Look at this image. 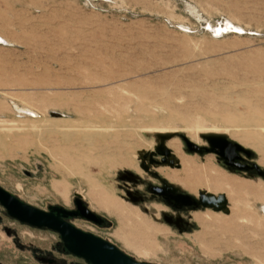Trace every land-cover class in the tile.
<instances>
[{
    "label": "rangeland",
    "instance_id": "obj_1",
    "mask_svg": "<svg viewBox=\"0 0 264 264\" xmlns=\"http://www.w3.org/2000/svg\"><path fill=\"white\" fill-rule=\"evenodd\" d=\"M227 18L239 22L245 33L217 37L207 29L208 23L217 25ZM0 34L6 40L0 42V135L9 148L0 147L2 187L42 209L71 208L75 196L82 197L92 210L106 216L109 225L72 222L139 261L257 264L252 255L264 252V247L246 244V252L235 246L242 240H235L231 230H203L195 214L229 218L237 210L252 213L254 218H240L239 223L260 230L244 232L243 239L263 240L258 220L264 219V204L256 198H264V176L257 170L230 167L215 153L192 152L183 137L209 148L207 137L223 136L250 152L241 153L243 163L264 171V0H0ZM146 92L148 103L142 104ZM13 102L29 106L40 118L97 120L105 114L107 127L118 125L120 114L127 115L130 131L115 125L105 143L112 146L111 152L129 151L142 172L120 165L92 166L91 172L104 177L124 205L163 231L148 235L145 239L151 241L145 245H125L126 222L121 225L118 213H109L87 196V173L73 174L76 171L67 168L65 145L41 127H28L26 121L37 117L19 113ZM149 115L165 118L167 128L149 126ZM10 128L16 132L6 136L2 130ZM93 141L94 149L102 143ZM146 141L154 147L144 148ZM170 141L179 145L182 156L167 146ZM79 142H74L71 152L80 157ZM160 144L170 149L168 160L173 163L149 165L148 155ZM91 148L87 146V154L95 151ZM182 160L191 162L185 167ZM39 162L44 174L40 178L22 173L23 168L36 170ZM161 166L183 174L210 166L231 181L221 190L211 182L196 188L169 180L159 172ZM182 179L186 181V174ZM201 180L205 182L203 176ZM156 184H168L194 197L200 192L226 194L227 207L176 210L148 191ZM63 186L70 189L67 200L58 193ZM166 216L180 221L167 222ZM0 217V263L36 264L34 255L41 253L60 256L56 245L62 241L57 233L14 221L1 205Z\"/></svg>",
    "mask_w": 264,
    "mask_h": 264
},
{
    "label": "bare ground",
    "instance_id": "obj_2",
    "mask_svg": "<svg viewBox=\"0 0 264 264\" xmlns=\"http://www.w3.org/2000/svg\"><path fill=\"white\" fill-rule=\"evenodd\" d=\"M207 29L210 30L211 33H213V35L217 37L223 36L224 34H228V33H236V34L241 35V34H244L246 31L245 28H243L239 22L235 21L232 18H227L226 20L220 23H217V25H212L208 23ZM237 29H239V31H237ZM0 42H6L2 34H0ZM147 95L148 94L146 92V95H143L140 98L142 104L148 103V100L145 98V96ZM1 105L2 104L0 103V107ZM13 106L19 113L22 112L28 116L37 117V119H28L26 121L29 124L27 125L28 127H33V128L39 127V129L41 127L43 128L45 132L55 134L59 138L60 142L63 145H65L64 150H66L67 152L63 151L62 153L65 156V159H66L65 163H66L67 168L75 170L76 172L73 174H80L79 170L83 174L87 173L85 174L88 177L87 179H85L88 184L87 196L92 201H94L100 208L107 210L109 213L111 214L118 213V215L120 216L119 223L121 225L125 224L126 222V226L128 229L126 231L122 229L123 231L122 238H123L125 245H129V246H135L137 244L145 245L146 242L151 241V240L145 239L148 235L156 236L159 231H163L161 228H159L157 225L152 223L150 220L142 217V215L139 212H136L132 208H129L126 205H124L118 199L115 188L108 186L107 185L108 182L107 183L105 182L106 180L104 179V177L102 176L98 177L97 175L91 172L92 166H97L102 169H106L107 167L117 168V166L119 165L120 166H130V167H133L134 170H137L139 173L142 172L140 164L136 162L134 158L135 156H131V153L129 151H121V152L115 153V151L113 150V152H111V149H113L111 148L112 146L105 143L113 136L112 130H110V128L111 127L114 128L116 127L115 125H117V124L115 125L110 124V127H107L106 125H104L103 124L105 120L104 116H107V115L104 114L103 117H101V115L103 114H101L100 116L97 115L98 116L97 120L91 117L87 120L82 119V118L68 119V117L66 118L64 115L61 117L60 116H57V117L42 116L40 118V115L38 114V112L30 108L29 106L19 107L14 102H13ZM137 110L140 111V108ZM57 115H60V114L57 113ZM119 116H120L119 119L121 120L118 122L117 127L118 126L124 127L126 129L125 133H127V131H130L131 129L130 128L129 130H127V127H128L127 115L120 114ZM139 116H141V114L137 115L136 117H139ZM148 119H149L148 125L151 127H159V128H162V130L167 128L165 124H168L167 123L168 121L165 118L158 119V117L149 115ZM40 122L41 123L43 122V124H40ZM16 124L22 126L19 123H16ZM20 126H17V127H20ZM2 131L3 133L5 132L6 136H8L10 131H13V130L10 128L8 130H2ZM18 131L20 132L19 129ZM34 131L35 130H33V132ZM13 132H16V131H13ZM1 137L2 136L0 135V147H2L5 150H8L9 148L6 146V143L3 142L4 140ZM95 138H97L99 142H102L101 144H97L98 146L96 147V149L91 148V145H93L94 143L93 140H95ZM78 139L80 140L78 147L83 148V150L80 151V157L76 154V152H71L74 148L73 146L74 142ZM145 145H144V148L154 147L153 142H149V141H146ZM87 146L91 148V150L94 149L95 151L92 153V151L88 150L90 153L87 154V149H86ZM167 146L174 148V153L176 156L178 157L182 156V152L179 148V145L174 144L170 141L167 143ZM143 161H144V166H147V162L145 160ZM182 161H183L182 162L183 166L185 165V167H187L191 162L189 160H186V161L182 160ZM159 172H161L169 180H173V182L176 181L182 185H185V184L194 185V187L196 188L203 186V184L205 185V183L211 182L213 183L212 187H214L217 190H221L223 189L224 184L230 183L231 181V179L224 177L223 175L217 174L216 171L212 169L210 166H202L201 168L196 167V170L194 171H191V172L187 171L185 173L186 178H187L186 181L182 179V176L185 174L177 173L176 171H172L170 168H167V167L162 168L161 166V168H159ZM201 176L204 177L205 182L201 180ZM59 187L60 186H56V189L58 190ZM255 188L256 187L252 188V190ZM69 190L70 189H67L66 186H63L62 189L58 191V193H60V195H62L64 199L67 200ZM263 190H264V187H263ZM256 199L263 201V204H264L263 196L261 199L259 197ZM217 206H224V205L222 203H219ZM262 212L264 214V206L262 208ZM244 217L246 219L254 218V215L252 213H248L246 211L243 212L240 210L235 211L229 218H226L220 215H214L211 213L195 214V218L201 224V226L203 227V230L212 229V228L231 230L235 234L234 236L235 240L238 238L242 240L241 243L235 244L236 247H242L246 252H247L246 244H251L253 248L254 247L263 248L264 238L263 240L261 238H253L254 240L252 241L249 239L245 241L243 239L244 232L251 231V230H254V231L260 230V228L258 227L253 228L251 224H240L239 223L240 218H244ZM258 221L262 224L261 226L263 228V230L260 231V234L262 233L264 235V219L262 221L260 220ZM132 229H135L133 230L134 232L133 234L131 233ZM132 235L137 237V240L135 239L134 241L130 237ZM147 245H150V244H147ZM149 251L151 250L149 249ZM252 256L255 258V261L257 264H264V252L258 251Z\"/></svg>",
    "mask_w": 264,
    "mask_h": 264
},
{
    "label": "water",
    "instance_id": "obj_3",
    "mask_svg": "<svg viewBox=\"0 0 264 264\" xmlns=\"http://www.w3.org/2000/svg\"><path fill=\"white\" fill-rule=\"evenodd\" d=\"M188 149L192 152L202 153L212 152L222 157L227 165H235L239 168L243 166L235 163L241 156L238 152H244L250 155V152L243 148L238 143H232L223 136H209L207 141L210 145L209 148H202L190 141L187 137H183ZM154 154L163 156L162 163L173 161L168 160L171 155V151L164 144H160L156 148V152L149 154V163L158 164L159 161L153 158ZM37 167L43 169L42 163H37ZM258 173L264 176L258 165H254ZM147 169V166H144ZM173 192V189L171 190ZM161 193V191H160ZM200 200L197 202L191 195L177 194L175 198L186 206H200L214 208L216 210H223L227 205L226 194H220L219 196L209 195L200 192ZM169 199V197H168ZM0 202L8 210L9 214L21 222L29 223L30 225L37 227H47L61 234L64 244L67 249L84 258L87 262L92 264H147L139 262L120 250L117 246L108 240L93 235L92 233L79 230L63 220L60 215H54L53 213H46L40 209L27 205L16 198L12 197L9 193L0 188ZM222 203L224 206H217ZM63 215H66L63 211Z\"/></svg>",
    "mask_w": 264,
    "mask_h": 264
},
{
    "label": "flooded vegetation",
    "instance_id": "obj_4",
    "mask_svg": "<svg viewBox=\"0 0 264 264\" xmlns=\"http://www.w3.org/2000/svg\"><path fill=\"white\" fill-rule=\"evenodd\" d=\"M238 153L241 156V158L236 160L235 163L238 164V165L243 166V168H239V167H237L235 165H228V166L234 167V168H237V169H240V170H257L254 167V165L251 166V165L243 163V157H242L241 153H244V152H238ZM244 154H246V153H244ZM156 157H159V159H156ZM153 158L160 162V163L155 164V165L164 164V163L161 162L162 159H163V156H161L159 154H154ZM148 163H149V155H148ZM225 163H226V161H225ZM149 165H153V164L149 163ZM22 173L24 175L28 176V177H31V178H33V177L34 178H37V177L40 178L42 175H44L40 168H36V170H29V169L23 168L22 169ZM0 188L3 189L4 191H6L7 193H9L12 197L16 198L17 200H19V201H21V202H23L25 204L30 205L32 207H35L37 209H40V210H42V211H44L46 213H53L54 215H60L63 220H65L66 222H68L69 224L74 226L75 228H77L79 230H82L84 232L92 233L93 235H96L98 237H101V236H99V235H97V234H95V233H93L91 231H86V230H83V229L77 227L72 222V220L73 219H82V220H85V221H87V222H89V223H91V224H93V225H95L97 227H106V226L109 225V221L106 218V216H104V215L92 210L84 202V200L80 196H75L74 201H73L74 206L71 207V208H68V207H65V206H62V205H49L47 209H42V208H39V207H36L34 205H31L29 203L24 202L18 196H16L12 192L8 191L7 189L2 187L1 185H0ZM147 189H148V191L151 194L159 197L169 207H171L173 209H176V210H181V209L190 208V207H192V208H200V207L201 208H209V207H203L202 205L197 206V207L194 206V205H192V206L181 205L182 203L175 198V195H177V194L186 195V193H182V192L178 191L176 188H174V187H172V186H170L168 184L149 185ZM172 189H173V192L171 191ZM160 191H161V193H160ZM130 195H131V197L135 198L132 194H130ZM199 196H200V194L198 195V197H194L193 196L194 199L197 202H199V200H200ZM168 197H169V199H168ZM0 205L4 208L6 215L9 218H11L12 220L17 221L20 224L30 226L32 228L48 229V230H51V231L57 233L60 236L62 244H57L56 245L57 246L56 249L58 250V254L60 256H55L52 253H44V254L41 253L39 255H34V261H35L36 264H92V263L87 262L84 258L78 256L77 254L70 252L67 249L66 245L64 244V241L62 239L61 234L58 233L57 231H54V230H52L50 228H47V227H37V226L30 225L29 223H26V222H21L20 220H18L16 218H14L13 216H11L9 214L8 210L4 207V205L1 202H0ZM63 211H65L66 215H63ZM166 220H167V222H175V223H178L180 221V219H176L174 221V219H172V218H170L168 216H166ZM0 222H1V217H0ZM101 238H103V237H101ZM103 239H105V238H103ZM105 240H107V239H105ZM111 243H113V242H111ZM114 245L117 246L120 250H122L117 244H114ZM123 252H125V251H123ZM67 259H69V262H67ZM135 260H137V259H135ZM137 261H139V260H137ZM139 262H143V261H139ZM143 263H147V262H143ZM0 264H3V263H0ZM147 264H153V263H147Z\"/></svg>",
    "mask_w": 264,
    "mask_h": 264
},
{
    "label": "snow or ice",
    "instance_id": "obj_5",
    "mask_svg": "<svg viewBox=\"0 0 264 264\" xmlns=\"http://www.w3.org/2000/svg\"><path fill=\"white\" fill-rule=\"evenodd\" d=\"M237 31H239V29H237Z\"/></svg>",
    "mask_w": 264,
    "mask_h": 264
}]
</instances>
